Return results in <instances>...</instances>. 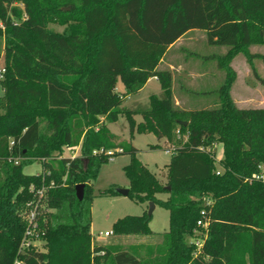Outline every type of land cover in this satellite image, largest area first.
<instances>
[{
    "label": "trees",
    "instance_id": "obj_1",
    "mask_svg": "<svg viewBox=\"0 0 264 264\" xmlns=\"http://www.w3.org/2000/svg\"><path fill=\"white\" fill-rule=\"evenodd\" d=\"M81 4V29L60 33L48 28L49 14L69 5L67 10L74 11L73 0H0V55L6 69L0 101V264H13L18 256L26 228L21 213L34 197L31 186L51 181L57 185L48 191L51 210L43 225V249L29 250L28 264H264V180L256 178L264 171V108H239L231 94L236 80L232 60L240 53L253 56L250 47L264 41V0ZM192 29L205 30L212 44L228 46L226 54L211 56L227 76L216 91L217 106L184 110L175 103L173 73L158 66L168 48ZM155 76L163 92L151 95L149 109L136 111L143 116L137 123L135 111L119 107ZM119 80L124 92L117 90ZM122 112L131 137L154 133L171 140L177 128L187 133V142L174 150L168 165L170 189L137 158L139 149L131 142L115 145L117 135L107 123L118 122ZM185 114L187 119L180 117ZM77 146L80 154L74 159L55 155ZM101 148L133 156L124 167L130 196L170 211V229L157 246L162 256H153V246L141 257L138 250L93 244V181L110 160L94 154ZM17 157L19 164L10 161ZM42 158H49L42 173L24 172ZM80 183L86 184L83 200L76 193ZM162 191L170 194L167 200L157 197ZM107 193L119 194L117 187ZM151 216H126L113 231L150 234ZM199 220L208 226H199ZM197 231L205 235L198 255L189 240Z\"/></svg>",
    "mask_w": 264,
    "mask_h": 264
},
{
    "label": "rangeland",
    "instance_id": "obj_2",
    "mask_svg": "<svg viewBox=\"0 0 264 264\" xmlns=\"http://www.w3.org/2000/svg\"><path fill=\"white\" fill-rule=\"evenodd\" d=\"M75 3L76 9L74 11H68L67 8L63 7L64 12L54 11L49 14V18L52 20L48 24V28L56 31V32H66L70 28L78 27L81 29V15L83 11V5L81 4V0H73ZM22 7V5H20ZM72 9V5H69ZM71 19L70 21H67ZM67 21V22H66ZM1 43V42H0ZM207 41L203 40L196 44V47L192 49V51H186L185 53L192 57L194 52L201 51L207 54H218L221 51V46H210ZM260 48L258 50L264 53V41L263 43H258ZM228 48V46H225ZM188 50H190L188 48ZM190 52V53H189ZM0 53H1V44H0ZM215 58H206V61L202 62L206 66L215 67L217 62L214 61ZM0 66H5V56L2 53L0 55ZM225 75L226 71L223 70ZM213 75V74H212ZM74 76H69V78H73ZM217 85H214L213 80H210L209 83L204 87L202 92L199 89L198 91H189L188 94L193 97L196 96V99H200L201 103L197 105L194 110H199L203 108H211L213 106L218 105V93L216 92L224 83L225 78L220 80L218 76ZM208 81V80H207ZM264 81V80H263ZM118 88L123 89V82L121 80L118 81ZM258 84H261L259 81H256ZM159 82L157 80H152L147 87L138 94L137 98L141 99L139 104L134 106H124V98L122 105L119 109L126 107L132 111H144L149 109L150 103L149 98L151 94H155L158 91ZM189 90V89H188ZM205 90V91H204ZM5 90L3 84L0 80V101L4 100ZM131 102V100H130ZM128 102L127 104H130ZM126 104V105H127ZM215 104V105H213ZM188 110V109H186ZM122 115L119 118V121L112 125V129L118 133L117 139L115 140V145L122 141L131 142L135 147L139 149L137 153V158L144 163L148 169L154 173L161 181V183L168 187V164L172 158V154H167L166 150H172V152L178 148L184 146L187 142V133L185 131H179L178 128L174 130V138L167 139L162 138L159 139L154 133H143L136 134V138L133 139L131 137L130 126L127 120V115L123 112L120 113ZM141 113H134L133 117L136 121V115ZM142 115V114H141ZM181 118L187 119L188 115H180ZM137 122V121H136ZM109 124L107 123L108 127ZM111 130V128L109 127ZM112 131V130H111ZM152 145H158V148L152 149ZM217 156L222 157L223 148L222 145L219 144L216 148ZM113 151L118 150V148L111 149ZM63 155H72L73 153L67 148H64L62 153ZM80 154V149L78 151V155ZM57 155V153H55ZM133 156L129 153H117L114 156L113 160H109L108 162L102 164L99 173L96 179L93 181V201H92V242L95 245L109 246V245H118L122 250H129L133 252H137L141 257H147L148 248L153 246L155 248L154 255L155 257L162 256L161 253H158L157 246L161 245L163 242L164 234L170 229V211L161 206L156 205L153 210L151 220H150V228L152 233L150 234H130V235H113L111 237H106L102 235L106 231H110L114 229V225L117 220L124 218L126 216L133 215H144L146 212H149L150 205L149 202H138L132 196H125L121 194H110L107 191L112 187H122V188H130L131 182L128 178L127 173L124 170V167L130 165L132 163ZM58 161V159L52 160ZM43 162L40 159L35 160L34 162L26 165L24 172L27 174H40L44 171ZM222 170V166L217 165ZM170 194L167 191H162L157 194V197L162 200H167ZM202 232L198 231V234L189 240L199 239L202 237ZM41 244V242H40ZM43 245V242L42 244ZM43 249V248H42Z\"/></svg>",
    "mask_w": 264,
    "mask_h": 264
},
{
    "label": "crops",
    "instance_id": "obj_3",
    "mask_svg": "<svg viewBox=\"0 0 264 264\" xmlns=\"http://www.w3.org/2000/svg\"><path fill=\"white\" fill-rule=\"evenodd\" d=\"M203 40L210 44L208 46L209 48L213 45L221 46V51L216 55H224L228 52L229 48L225 47L226 45L210 43L205 30L192 29L168 48L158 66L159 69L171 70L173 73V95L176 106L180 109L194 110L197 105L201 103L200 99H196V96L193 97L188 94L189 91L195 92L200 89V92H202L203 89H205L204 87H206L205 83L207 85L210 80H213L214 85H217V83H219L218 76L222 81L224 78L226 79L227 74L225 75L223 71L224 69L219 66L217 59L214 60L217 62L214 69L213 67L209 68V66L202 64V62L206 61V58H211L213 54L197 51L194 52L192 57H190L185 53L186 51L191 52L192 49L196 47V44ZM188 48L190 50H188ZM258 48H260L259 45H252L250 47V52L253 56L248 57L246 54L240 53L231 62V66L236 72V80L232 86L231 94L239 108H264V58L261 56L264 55V53L260 52ZM152 80H157L160 85H158V91L151 95H161L163 92L162 86L159 79L155 76L150 78L138 93L127 95L125 97L126 100L124 101V106L132 107L136 104L142 103L140 102L141 99L135 96L140 94ZM256 81H259L261 84H258ZM117 90L119 92H124L125 88L123 86V89L120 90L117 84ZM128 102H130V104H127ZM121 117L122 115H120V118ZM135 118L137 123L143 121V116L141 114H137ZM112 125H115V123L109 124V127L112 132L116 133L112 129ZM136 134L137 133L133 136V139L136 138ZM167 154H172V152Z\"/></svg>",
    "mask_w": 264,
    "mask_h": 264
},
{
    "label": "built area",
    "instance_id": "obj_4",
    "mask_svg": "<svg viewBox=\"0 0 264 264\" xmlns=\"http://www.w3.org/2000/svg\"><path fill=\"white\" fill-rule=\"evenodd\" d=\"M5 66H0V80L3 78L4 73H5ZM73 154L70 155L69 157H71L72 159L76 158L78 156V151L80 149V146L77 147H67ZM216 148V147H215ZM201 150H205L204 147L200 148ZM118 152H121L122 149H118L116 150ZM111 149H105V148H101L98 150L94 151V154H106L108 155L110 160L114 159V155L115 152ZM167 153H171L172 150H166ZM173 154V152H172ZM58 158H62L63 156H68V155H63V154H58ZM49 159V158H48ZM47 158H42L40 160L42 161H46L48 160ZM215 159H216V163L217 165L219 164V161L221 160V157L217 156V152L215 155ZM14 160L15 164H19L22 161V158L17 157V158H10V161ZM220 165V164H219ZM217 173L220 174L222 172V170L220 169V167H217ZM260 168H262V166H260ZM257 179H263L264 180V171L256 176ZM57 184L55 183V181H51V183H49L48 185L43 184L41 187H35L34 185L31 186V191L34 192V197L27 201L25 206L23 207L21 216L24 219L25 223H26V228H25V232L19 247V252H18V256L16 257V259L14 260L13 264H28L25 256L29 253V250L31 249H42V242L43 238L42 236L45 233V230L43 228L44 222L46 221V214L48 211H50L51 209L48 207V191L51 188H54ZM198 225L201 227H207L208 224L205 223L203 220H199L198 221ZM201 232V231H200ZM198 234V231L196 233V235ZM203 236L200 237L199 239H194L192 242L195 243L197 250H196V254L198 255L201 251V248L203 246L204 243V239H205V235L202 232ZM102 235L106 236V237H111L113 235H115L113 230L110 231H106L105 233H102ZM41 242V244H40ZM94 244V243H93Z\"/></svg>",
    "mask_w": 264,
    "mask_h": 264
},
{
    "label": "water",
    "instance_id": "obj_5",
    "mask_svg": "<svg viewBox=\"0 0 264 264\" xmlns=\"http://www.w3.org/2000/svg\"><path fill=\"white\" fill-rule=\"evenodd\" d=\"M67 9H70V7H68ZM180 124L187 126L188 125V121H180ZM85 187L86 184L85 183H80L76 186V193H77V197L79 198V200H83L84 196H85ZM168 189H170V186L167 187ZM117 192L121 195H125V196H129L130 194V188H122V187H117ZM150 205V209L148 214L152 215L153 210L156 207V203H154L153 201L149 202Z\"/></svg>",
    "mask_w": 264,
    "mask_h": 264
}]
</instances>
